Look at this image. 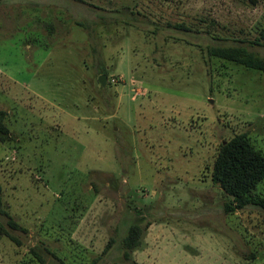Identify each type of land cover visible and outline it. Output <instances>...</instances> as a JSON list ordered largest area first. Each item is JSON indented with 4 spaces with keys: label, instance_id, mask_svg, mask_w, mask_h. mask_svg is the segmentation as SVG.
<instances>
[{
    "label": "rangeland",
    "instance_id": "1",
    "mask_svg": "<svg viewBox=\"0 0 264 264\" xmlns=\"http://www.w3.org/2000/svg\"><path fill=\"white\" fill-rule=\"evenodd\" d=\"M263 26L264 0H0V264H264V209L213 179L237 134L264 154V71L208 54L264 59Z\"/></svg>",
    "mask_w": 264,
    "mask_h": 264
},
{
    "label": "trees",
    "instance_id": "2",
    "mask_svg": "<svg viewBox=\"0 0 264 264\" xmlns=\"http://www.w3.org/2000/svg\"><path fill=\"white\" fill-rule=\"evenodd\" d=\"M248 42L264 46V26L260 36ZM208 54L264 71V59L245 46H210ZM5 114L0 110L2 140L9 136V129L4 123ZM213 179L231 197V201L226 204L227 213L243 210L250 205L264 209V196L256 194L258 186L264 181V154L250 142L246 134H237L228 142L222 143L214 163ZM9 223L12 227L19 226L12 218ZM140 234V226L131 225L123 241L125 248L134 250L139 245ZM125 255L129 258V251Z\"/></svg>",
    "mask_w": 264,
    "mask_h": 264
},
{
    "label": "water",
    "instance_id": "3",
    "mask_svg": "<svg viewBox=\"0 0 264 264\" xmlns=\"http://www.w3.org/2000/svg\"><path fill=\"white\" fill-rule=\"evenodd\" d=\"M99 80H100L102 85H106L107 84V75H105V74L100 75Z\"/></svg>",
    "mask_w": 264,
    "mask_h": 264
},
{
    "label": "built area",
    "instance_id": "4",
    "mask_svg": "<svg viewBox=\"0 0 264 264\" xmlns=\"http://www.w3.org/2000/svg\"><path fill=\"white\" fill-rule=\"evenodd\" d=\"M111 82L112 83H115L116 82V79L115 78L111 79Z\"/></svg>",
    "mask_w": 264,
    "mask_h": 264
}]
</instances>
